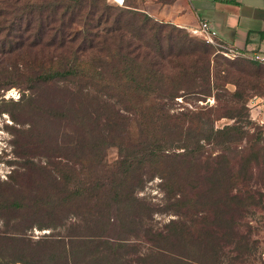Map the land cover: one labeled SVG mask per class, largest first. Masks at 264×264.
<instances>
[{
  "label": "rangeland",
  "instance_id": "rangeland-1",
  "mask_svg": "<svg viewBox=\"0 0 264 264\" xmlns=\"http://www.w3.org/2000/svg\"><path fill=\"white\" fill-rule=\"evenodd\" d=\"M96 1L99 0H80L79 3L83 4L82 8L78 6L76 14H74L75 19H70L71 24H69L70 20H60L63 8H59L57 13L44 12L39 16L34 12L30 15L31 26L23 33L20 27L16 28V24L11 25V14L20 13L16 7H23V4L29 5L31 2L38 4L40 0H0V11L3 7L8 12L15 8L12 13H3L0 17V70L7 73L14 65H21L26 60L28 68L26 64L22 68L29 72L31 69L47 67L49 63L48 61L44 62L43 58H45L44 60L57 59L71 56L73 52L78 55V59L89 60L88 62H92V59L95 61L104 60L105 53L98 51L95 38L92 39V42L90 41L95 32L99 30L90 31V23L84 25V20L89 17L91 4ZM51 2H57V0H51ZM58 2L65 5L71 3L69 0H58ZM105 2L110 6L120 5L113 0H105ZM20 16H27V14ZM4 18L9 19L7 23ZM40 22L46 26L47 31L42 35L41 40L34 41L36 38L35 32H33L34 25ZM136 24H138L137 20ZM152 24L148 22L147 28ZM147 28L143 32L146 37L150 35ZM58 30L62 35H66L62 36L63 39H67L66 47H59L58 43L63 40L60 38L50 43ZM165 30L168 29L164 28L163 31ZM185 30L190 36L203 40L191 31ZM132 33L133 27L130 26L125 32V38L130 39ZM147 39L149 40V38ZM129 41L133 42V40ZM160 42L166 53L176 49L175 46H170L171 40L167 36L161 37ZM218 48L222 49L219 46ZM144 49L148 50V48ZM21 55L23 56L21 57ZM211 57L213 61L219 60L220 62L225 59L236 60L241 57L252 59L246 55L229 58L220 51L213 53ZM164 64L163 68L165 69L167 63L164 61ZM106 66L110 67L108 62ZM236 76L233 73L228 83L217 80L221 85L217 89V93L223 94L225 90L231 92L235 90L233 82L237 81ZM4 80L5 78L0 79V264H74L73 260H69V256L61 249V240L67 243L70 236L75 234H91V228L87 227L88 224L84 219L86 213L84 209L83 212L76 215L77 202L83 201L84 198L77 199V202H73L72 199L65 203L62 202L66 192L63 182L57 177L59 174H63L64 170L70 172L72 169L79 173L75 183L69 184L71 188L77 185L80 180L87 185V183H94L95 179H99L103 186L106 185L111 175L116 171L120 159L128 154V150L146 140L147 130L167 131L163 136L169 139L171 144L170 139L177 137L176 131L180 130L178 128L188 126L194 132L191 135L195 137L198 130L205 132L211 126L213 129L223 128L233 124L237 118L240 120L237 121V125L245 133L242 138L236 139L232 143L228 153L230 164L236 168L250 146H253L257 151H259V147L264 146V90L261 93L250 91L242 96L239 104L231 102L226 107L224 104L228 98L223 96L216 100L214 90L206 96L197 93L179 95L173 97L167 104H163L162 99L164 98H156L155 94H150L149 97L142 99L141 103H134L133 109L127 112L120 110L122 114L127 115L126 123L108 127L105 130L100 128L101 123L104 122L103 119L95 124V119L92 118L95 116L92 107L89 108V115L82 114V111H76L79 107L76 103L70 109L67 104L69 98H66L62 101L65 102L62 104L64 107L58 109L52 99L54 89L51 85H46L40 91L33 92L25 85L15 84L5 87L7 83ZM260 87L264 88V82ZM87 90L89 93H94L90 87ZM34 94L37 97L36 100L28 102V97ZM59 104L61 106V102ZM231 115L236 117L231 118ZM80 122L85 123L86 129L94 131V133L112 130L120 132L121 145L118 141L105 143L100 160L95 163L88 162L82 167L74 156L76 154L78 157V152L73 151L70 146L65 148L64 145L69 140L67 136L77 133ZM205 147V150L200 154L201 162H204L205 159L210 160L211 156L219 152L216 146ZM87 152L90 151L87 150ZM262 153L264 154V151ZM261 155L252 162L250 173L248 172V192L254 196L251 203L246 201L238 206L235 204L238 209L231 203L232 209L226 211L222 203L225 198H223V194L213 192L211 198L222 197L223 200L212 206L211 199L205 196L204 178L199 179L201 188L195 190V193L188 189L186 195L196 194L198 202H195L192 208L188 206L185 209L190 214L206 212L208 209V221L216 222L214 225L208 226H214L213 228L205 230L209 235L207 241L192 239L205 243L196 246L195 250L198 255L194 257L191 256L192 252L185 251L187 249L184 245H179V241H175L174 233L170 232V228L167 227L168 224H171V220L181 218L176 214L178 208L175 205H168L179 194L168 199L170 193L167 192V187H164L163 178L161 175L159 177L149 164L145 163L141 168L142 182L138 186L136 185L132 194L150 206L148 210L150 218L146 223L152 229L169 235L167 236L169 239L164 243L165 248L172 256L186 261V264H264V157ZM211 163L213 161H209V165ZM199 167H201L202 176L206 177L208 174V171L204 170L206 166L199 165ZM171 168V162H165L160 167L157 165L158 170L164 171L162 176L166 177L167 186L170 187L171 181L168 174L171 172ZM188 169L182 168L183 171ZM239 188L243 189L241 184H239ZM235 191L236 189H233L231 192ZM240 194L244 195L241 192ZM6 196H12V200L20 202L22 207L16 210L5 208L3 200ZM22 196H25L23 200H21ZM203 198H207V200L204 201ZM130 202L133 203L134 200L131 199L128 203ZM111 223L113 224L110 227H114L112 230H119L117 224H114L115 221L112 220ZM200 225V223H195L192 226L196 229L193 234L204 235L203 231L198 230ZM228 225L231 227L230 229L227 228ZM140 226L137 224L134 227L136 235L122 233V236L138 244L139 247L138 251L128 254L131 259L130 264H140L135 261L136 254L147 251L149 244H152L145 240ZM43 238H48L49 241L44 242ZM154 242L159 244L160 241ZM69 248L70 246L66 247L67 252H70ZM75 264L86 263L78 261ZM159 264L176 263L164 259L159 261Z\"/></svg>",
  "mask_w": 264,
  "mask_h": 264
},
{
  "label": "trees",
  "instance_id": "trees-1",
  "mask_svg": "<svg viewBox=\"0 0 264 264\" xmlns=\"http://www.w3.org/2000/svg\"><path fill=\"white\" fill-rule=\"evenodd\" d=\"M69 1L71 3L66 5L58 2V0L57 2L40 0L38 4L34 2L29 5L23 4V7H16L20 13L11 14V25L16 24V28L17 26L20 27L24 33L31 26V14L34 12L38 16L44 12L53 14L57 13L59 8H63L61 21L75 19L76 9L78 6L82 8L83 4L79 3L80 0ZM3 8H1L0 17L3 13L9 14L15 10L12 8V11L8 12ZM21 14H27V16H20ZM135 18L139 25L136 24ZM4 19L6 23L9 20L8 18ZM148 22L153 24L147 28ZM89 23L90 31L99 30L95 32L90 41L92 42V39L95 38L98 51L105 53L104 60L95 61L92 59V62H88L89 60L78 59V55L73 52L71 56H63L57 59L44 60L45 58H43V61H48L49 65L35 70L31 69L29 72L22 68L28 63L24 60L21 65H14L7 73L0 70V79L5 78L4 81L7 83L5 87L15 84L25 85L26 88L36 92L46 85H51L54 89L52 99L58 109L64 107L62 104L65 102L62 101L66 98H69L68 107L72 109L76 103L79 106L76 111H82V114L89 115V108L92 107L95 115L92 118L95 119V124L103 119L104 122H102L103 124L100 122V128L105 130L108 127H116L121 123H126L127 115L122 114L120 110L127 112L133 109L134 103H141L142 99L149 97L150 94H155L156 98H164L162 99L163 104H167L173 97L179 95L197 93L206 96L214 90L216 100L223 96L228 98L224 104L226 107L231 102L239 104L242 96L250 91L261 93L264 90L260 87L264 82L263 62L242 57L236 60L213 61L211 55L221 50L220 48L190 36L185 28L154 20L146 13L136 10L134 6L127 3V0L119 6H110L105 0L91 4L89 17L84 20V25ZM69 24H71V20ZM11 25L9 26L11 27ZM130 26L133 27V33L130 39L128 37L126 39L125 32ZM34 27L33 32L36 35L34 41L41 40L42 35L47 31L46 26L40 22ZM146 28L150 31V35L147 37L143 34ZM164 28L168 30L163 31ZM62 36L65 37L66 35H62L58 30L50 43L59 38L60 40L63 39ZM165 36L170 38V46L176 47L168 53L164 51V46L160 42L161 37ZM129 40H133V42ZM66 43L67 39H63L58 44L59 47H66ZM144 48H148V50ZM101 61L102 63H100ZM104 61H107L110 67L106 66L107 62ZM164 61L167 63L165 69L163 68L165 66ZM233 73L237 75V81L233 82L235 90L232 92L225 90L223 94L217 93V89L221 87L217 80L228 83ZM89 87L94 93H89L87 90ZM84 90L86 92H82ZM36 98L34 94L30 95L27 100L33 102ZM112 99L114 100L111 101ZM59 102H61V106ZM230 117L235 118L236 116L231 115ZM237 121L240 120L236 118L233 124L223 128L213 129L211 126L205 132L198 130L195 137L191 135L194 132L188 126L178 128L180 130L176 131L177 137L170 139L174 142L173 144L172 142L170 144L169 139L163 136L167 131L147 130L146 140L128 150V154L120 159L116 171L104 186L99 179H95L94 183H87V185L80 180L77 185L71 188L69 184L75 183L79 172L70 169V172L64 170L63 174H59L57 178L63 182L66 192L62 202H68L70 199L77 202V199L83 197V201L77 202L76 215H79L84 209L86 211L84 219L88 224L87 227L91 228V234H75L70 236L67 243L61 240V249L69 256V260H73L74 264L78 261H84L86 264H130L131 259L128 254L138 251L139 247L138 244L122 236V233L136 235L134 227L139 224L145 240L152 244H149L147 251L136 254V262L159 264V261L167 259L171 263L186 264L182 258H176L168 252L164 243L169 239L167 238L169 235L160 230L152 229L146 223L150 218L148 214L150 206L132 194L134 188L142 182L140 170L145 163L149 164L154 172L163 178L164 187H167V192L170 193L168 199L179 194L168 205H175L178 208L176 214L180 215L181 218L171 220V224H168L167 227L170 228V232L174 233L175 241H179V245H184L187 249L185 251L192 252V257L198 255L195 250L196 246L205 243L192 239L207 241L209 235L205 230L213 228L214 226H208L214 225L216 222L208 221V209L206 212H194L192 214L185 209L188 206L192 208L193 204L198 202L196 194L186 195L188 189L195 193V190L200 187L199 179L204 178L205 196L211 199L212 206L221 202L225 197L222 203L226 211L232 209L231 203L237 208L238 205L244 204L246 201L251 203L254 197L252 193L248 192L247 177L252 168V162L260 157L264 151V146L259 147V151L250 146L247 153L242 156L237 168L231 165L228 158L231 145L236 139L242 138L245 133L237 125ZM119 136L121 133L113 130L94 133V131L86 129L85 123L80 122L77 133L67 136L69 140L64 145L65 148L70 146L73 151L78 152V157L76 152L74 156L83 167L88 162L95 163L100 160L105 143L118 141L121 145ZM205 146H216L219 152L211 156L210 160L205 159L204 162H201L199 158L202 151L205 150ZM174 148L182 150H173ZM87 150L90 151L87 152L88 154L86 153ZM262 155L264 157L263 153ZM209 161H213V163L209 165ZM165 162H171L172 168L168 174L171 187L167 186V179L162 176L164 171L157 169V165L160 167ZM199 165L206 166L204 167V170L208 171L206 177L202 176ZM182 168L189 169L183 171ZM239 184L243 189L239 188ZM233 189H236L234 193L231 192ZM213 192L222 193L223 198H211ZM240 192L244 195H241ZM24 198L25 196H22L21 200ZM207 198H203L204 201ZM131 199L134 202L128 203ZM212 199L214 200L212 201ZM3 203L4 207L8 209L16 210L22 207L20 202H16L15 199L12 200V196H6ZM112 220L115 221L114 224H117L119 230H112L114 229V227H110L113 224L111 223ZM195 223L201 224L198 230L203 231L204 235L193 234L196 229L192 226ZM227 228L230 229L231 227L228 225ZM108 231H110L109 234ZM43 239L44 242L49 241L48 238ZM156 240L160 241L159 244L154 242ZM69 246L71 250L67 252L66 247ZM193 248L194 250H192Z\"/></svg>",
  "mask_w": 264,
  "mask_h": 264
},
{
  "label": "crops",
  "instance_id": "crops-1",
  "mask_svg": "<svg viewBox=\"0 0 264 264\" xmlns=\"http://www.w3.org/2000/svg\"><path fill=\"white\" fill-rule=\"evenodd\" d=\"M122 5L126 0H113ZM154 20L192 32L202 21L216 31L218 46L264 58V0H128Z\"/></svg>",
  "mask_w": 264,
  "mask_h": 264
},
{
  "label": "built area",
  "instance_id": "built-area-1",
  "mask_svg": "<svg viewBox=\"0 0 264 264\" xmlns=\"http://www.w3.org/2000/svg\"><path fill=\"white\" fill-rule=\"evenodd\" d=\"M192 33L201 37V39H203L205 43L218 47V42L216 39V31L208 22H205V21L200 22L199 26L192 30ZM219 51L224 56L229 57V58L237 57V56H244L243 54H239L231 49L222 48ZM252 59H256L264 63V58H259L256 56V57H253Z\"/></svg>",
  "mask_w": 264,
  "mask_h": 264
}]
</instances>
